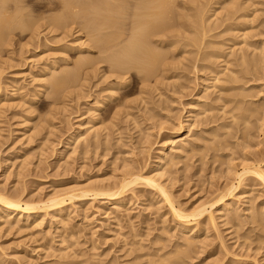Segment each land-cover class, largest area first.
<instances>
[{
  "label": "rangeland",
  "instance_id": "obj_1",
  "mask_svg": "<svg viewBox=\"0 0 264 264\" xmlns=\"http://www.w3.org/2000/svg\"><path fill=\"white\" fill-rule=\"evenodd\" d=\"M31 1L12 15H21L25 20L31 9L32 12L39 10L31 12V15L42 17L46 24L47 17V21H51L62 16L65 10L62 5H56L55 0H44V3L43 0ZM182 1L192 7V10L188 7L187 12H192V18L186 12L180 13L188 11L179 8L184 5ZM230 1L234 0H176L178 6L175 10L180 11L174 13L178 15L173 17V22L175 26L179 24L177 30L173 27L175 34L171 32L174 35L169 40H176V45L168 41L155 45L158 48H153L155 52L161 47L158 54L166 55L161 57L163 66H156L157 76L148 80L150 83L146 81V73L139 74L135 70L123 74L125 81L116 79L119 74L114 67L115 70L112 69L111 60L114 52L103 51V54L100 48L103 42L97 46L99 51L95 48L92 43H96L100 35H92V29L86 32V29L78 26L76 29L74 25L66 27L68 32L65 28L62 31L55 28L57 32L50 34V25L43 21L39 30L40 34L43 32L40 35L43 43L27 45L34 31L31 28L39 21L35 24L31 15L26 16L24 23L32 24V32L25 29L24 33L18 28L15 33L23 36H20L21 43L17 42L13 47L0 46V58L5 60H0V82L4 87L0 110L7 112L6 115L0 112V191L9 196L24 195L26 202L32 199L43 203L61 195L113 187L126 175L140 172L146 177H156L155 181L167 190L179 211L192 214L202 205L209 211L191 227L192 232L186 231L180 220L174 217L172 205L163 195L140 184L132 187L133 190L130 188L131 191L129 189L122 199L123 203L117 206L112 199H94L91 196L73 201L61 217L52 212L48 216L45 214L47 217L39 213L37 218L43 216L44 219L40 228L34 226L36 215L32 221L24 220L20 224L16 220L12 223V217L4 216V221L0 222V264H264V183L255 174H247L242 183L238 180L244 171L249 172L256 165L264 169V0H235L238 12L232 9L234 2L231 4ZM225 2L229 3H226L229 5L226 8L223 7ZM28 10L30 12L25 14ZM184 14L191 19L196 15L198 20H193L195 27L188 17H182ZM1 16L0 20L5 23L6 18ZM180 16L188 18V21L181 22ZM178 18L180 20L177 21ZM3 22L0 21V25ZM180 22L186 23L182 25L185 30L180 28ZM26 25L23 27H30ZM112 31L103 34L108 37L121 34L123 40L119 42L129 37L126 36L128 32ZM64 32L69 39L65 38ZM81 44L83 48L90 44L94 48L86 52L80 49ZM120 44L116 49L125 43ZM243 49L247 54L244 62L241 57ZM86 56H90L92 61H87ZM83 58L84 61L87 59V67L84 65L81 69H85L80 70L77 65L83 62ZM94 59L96 62L100 60L101 65ZM225 60L230 63L229 76L224 74V78L221 75L224 82L216 89L208 90V94L201 93L200 78L212 75L209 70L199 73V65L214 64L215 69L222 70L227 64ZM248 60H253L250 66H254L252 63L255 61L256 68L249 67ZM51 63L57 65L54 74L49 75L52 79L44 74ZM167 63L171 66L168 67ZM247 69L252 71L248 73ZM92 73L97 75L96 78ZM232 74L238 77L237 81ZM53 77L69 79L63 84L66 86L64 93L58 92L59 99L55 95V87L51 86L55 84ZM228 77L230 82H227ZM41 80L47 81V85ZM211 82L207 84L211 85ZM144 84L148 85L147 88ZM112 87L119 91L115 97H110ZM12 93L15 94L13 98ZM198 95L205 98L195 107L198 118L191 120L190 103ZM97 100L102 101L100 108H96L94 103ZM196 114L194 116L197 117ZM86 121H90L95 132L99 131L96 132L97 137L89 138L94 145L88 146L87 153L81 149V143L74 145L76 152H64L69 139L83 132L79 126ZM184 138H189L188 145L183 143ZM67 153H72L73 158L67 159ZM160 156H164L166 161L168 159L162 170L154 168ZM228 189L236 190L231 197L227 196L219 203L221 195ZM210 212L216 216L215 223L210 221ZM1 215L0 208V218ZM71 235H74V242H70ZM67 246L71 250L68 254L72 258L75 254V257L61 260Z\"/></svg>",
  "mask_w": 264,
  "mask_h": 264
},
{
  "label": "bare ground",
  "instance_id": "obj_2",
  "mask_svg": "<svg viewBox=\"0 0 264 264\" xmlns=\"http://www.w3.org/2000/svg\"><path fill=\"white\" fill-rule=\"evenodd\" d=\"M0 1H2L1 3H3V5L1 4L0 5V16L1 15H4V17L6 18V21H5V23L3 22V19H1L0 21L1 22H3V24H1L0 25V46H2V47H5V46H7V47H13L14 46V44H16L17 42L19 43H21V37H23V36H21V34L19 35H17L15 32L18 30V28L20 29V31H21V29H22V31H24V33H25V29H28V30H30V28L32 27V24L29 22L28 24L30 25V27H26V28H24L23 26H25L26 25V23H24L25 21H27V17L26 16H28L29 17V15H31V12H32V9H31V12L28 10L25 14H28V12H30L29 13V15H26L25 16V14H24V11H23V13L22 14H24V16H25V20H24V18H23V16L21 17V15H20V17L18 16V17H14L12 14H14V12H20L21 11V9L22 8H25L26 7V5H28L29 3L31 4L33 1H31V2H29V0H0ZM49 1V0H48ZM58 1V2H57ZM55 0V3H56V5L57 4H59V5H62L63 6V8H65V10H63L62 12H63V15L62 16H60L59 14V16L58 17H55L54 19H51V21H47V19H48V17H47V19H45L46 20V24L48 23V25H50V27L48 28V29H51V31L52 32H50V34H52V33H56L57 31L56 30H54L55 28L57 29V30H63V28H65V30L68 32V28H70L69 26H74V25H76V27L78 26L79 28H83V30L84 29H86L85 31L87 32V29H92L91 30V33H92V31H93V33H92V35L94 34V35H96V34H99V35H97V37L99 36V39H97V40H95V42L96 43H92L93 45H96V47L95 48H97V46H101L102 45V47H100V48H102L103 50H101L102 52L103 51H105V52H108V51H112V52H114V55H113V57H109L110 55H108V53H107V55H108V58L107 59H111L113 62V66H112V69H116V71H118V73L117 72H113V73H117V74H119L118 76H117V78L116 79H118L119 81H125V80H123V79H125V77H124V75L123 74H125V73H130L132 70L134 71H137L139 74L140 73H146L147 75H145V77L147 76V78H146V81H148V80H150V79H152V78H155V75L157 76V74L156 73H158V71L155 69L156 68V66L158 67V65L159 64H161V62H163L162 61V56H163V58H164V55H166V53H164V55H162V53H161V55L162 56H160V54H158V52H160V49H162L161 47H160V49L158 50V51H156L155 52V49H156V47L157 46H155V45H158V43H159V45L160 44H162V43H166V41H168V43H173V44H175L174 42L176 41H171V42H169V40H170V38H171V35H174L175 33L173 32V27L174 28H176V26L179 24V22L177 23V25L175 26V22H173L174 21V18L176 17L175 15H178V14H174V13H178L179 11H180V9L183 7L184 8V10H185V8L186 9H188V7H190V6H188L189 4H188V2H186V1H182L183 2V6H179V10L177 9V7H176V9H177V11L175 10V6H178V5H176L177 3H176V0ZM226 1V0H225ZM39 2H41V0L39 1ZM50 2H51V0H50ZM49 2V3H50ZM221 2H224V1H221ZM231 2V1H230ZM234 2V3H233ZM233 2H231V4L233 3V7H232V9L233 10H237L236 8H238L237 7V1L235 2V0L233 1ZM239 2V1H238ZM28 3V4H27ZM38 3V2H37ZM43 3H44V0H43ZM54 3V4H55ZM179 3V2H178ZM226 3H228V2H225V4L224 5H226ZM25 4V7L23 6ZM48 4V3H47ZM46 4V5H47ZM53 4V5H54ZM180 4V3H179ZM229 4V3H228ZM227 4V5H228ZM239 4V3H238ZM33 5H35V4H33ZM38 6H39V4H37ZM41 5H43V4H41ZM40 5V6H41ZM50 5V4H49ZM52 5V4H51ZM223 6L224 8H226V7H228V6ZM61 6V7H62ZM31 7V6H30ZM32 7H34V6H32ZM31 7V8H32ZM47 7V6H46ZM60 8V7H59ZM182 8V9H183ZM192 7H190V9H191ZM232 9H230V10H232ZM23 10V9H22ZM192 10V9H191ZM239 10V9H238ZM238 10H237V12H238ZM33 11H34V8H33ZM39 11V10H38ZM38 11H34V12H38ZM34 12H32V13H34ZM182 12H189V9H188V11H181L180 13H182ZM233 12V11H232ZM16 13V14H17ZM40 13V12H39ZM61 13V12H60ZM180 13H179V15H180ZM190 13H192L191 11H190ZM190 13H187L188 15H190V17L192 18L193 16H192V14H190ZM38 14V13H37ZM41 14V13H40ZM183 14V13H182ZM12 15V16H11ZM18 15V14H17ZM32 17H30V18H33V22L35 23V21H39V23L41 22H43L44 20H43V18L42 17H40V16H38V17H40V18H35L34 16H33V14L31 15ZM36 16V15H35ZM125 16V17H124ZM182 16V15H181ZM180 16V19L183 17H188L187 15H185L184 14V16H182L181 17ZM3 17V18H4ZM51 17V16H50ZM174 17V18H173ZM190 17H188L190 20V22H193V20H195V18H196V15H194V19H191ZM0 18H2V16L0 17ZM28 19L29 21L31 20V19ZM35 18V19H34ZM42 18V19H41ZM177 18V17H176ZM182 18V19H183ZM188 18L187 19H177V21L178 20H180L181 22L183 21H185V22H187L188 21ZM36 19H38V20H36ZM39 19H41V21L39 20ZM197 19V18H196ZM5 20V19H4ZM187 20V21H186ZM192 20V21H191ZM198 20V19H197ZM205 20V19H204ZM175 21H176V19H175ZM176 21V22H177ZM196 21V20H195ZM194 21V22H195ZM31 22H32V20H31ZM32 22V23H33ZM180 22V28H183L182 27V25H184L185 26V24H183V23H181ZM190 22H188V23H190ZM194 22H193V26H194ZM15 23H18L19 24V26H17ZM37 23V22H36ZM35 23V24H36ZM39 23H37L36 25H38ZM39 24L38 26H36L35 24H33V26L35 25L36 27H38L37 29L35 28V26L34 27H32L31 28V30H34L33 32L30 30V33L32 32L33 33V35H32V38H30V41L29 42H27V45H30V44H32V43H34V42H42L43 40L40 38V35L43 33H41L40 34V32H39V30L41 29L40 27L42 26V24ZM196 23V22H195ZM202 23H203V20H202ZM44 24H45V21H44ZM43 24V25H44ZM45 24V25H46ZM204 24V23H203ZM203 24H202V26H203ZM16 25V26H15ZM29 25H26V26H29ZM41 25V26H40ZM47 25V26H48ZM174 25V26H173ZM191 26H192V24H190ZM188 26V25H187ZM186 26V27H187ZM190 26V27H191ZM243 26V25H242ZM51 27H53V28H51ZM66 27H68V28H66ZM78 27L76 28V29H78ZM179 27V26H178ZM185 27V28H186ZM195 27V26H194ZM33 28H35V29H33ZM72 28V27H71ZM192 28V27H191ZM190 28V29H191ZM80 29V30H81ZM173 29V30H172ZM184 29V28H183ZM187 29V28H186ZM194 29V28H193ZM27 30V31H28ZM79 30V31H80ZM88 30V31H89ZM108 30H113L114 31V33L116 32V33H121L122 32V34L123 33H125V32H128L129 33V35H126V36H129L128 38L126 37V36H123V37H125V38H127V39H125L124 40V42L123 43H125L123 46H121V44H123L122 42H119V40L120 39H122V37H120L121 36V34H117L118 36L117 37H113V35L112 34H110V35H112L111 37H108V35L106 36H104V32L106 31V32H108ZM172 30V31H171ZM176 30H177V28H176ZM179 30V29H178ZM185 30V29H184ZM184 30H182V31H184ZM189 30V29H188ZM71 31H72V29L70 30V35H71ZM112 31V32H113ZM181 31V30H180ZM19 32V31H18ZM78 32V31H77ZM81 32V31H80ZM83 32V31H82ZM81 32V33H82ZM171 32H173L174 34H171ZM176 32V31H175ZM192 32V31H191ZM21 33H23V32H21ZM28 33V32H27ZM61 33V32H60ZM91 33H89V34H91ZM104 33V34H103ZM177 33V32H176ZM181 33V32H180ZM183 33H185V32H183ZM15 34L17 35V36H15ZM64 34H65V32H64ZM69 34V33H68ZM73 34V33H72ZM79 34V33H78ZM195 34V33H194ZM204 34H206V33H204ZM43 35V34H42ZM46 35V34H45ZM56 35V34H55ZM62 35V34H61ZM66 36H65V38H67V37H69V35L67 36V33L65 34ZM75 35H76V33H75ZM102 35V36H101ZM178 35V34H177ZM182 35V34H181ZM185 35H187L186 33H185ZM203 35V34H202ZM21 36V37H20ZM79 36H80V34H79ZM91 35H89L88 37H90ZM115 36V35H114ZM179 36H180V34H179ZM245 36H247V35H245ZM15 37H19V39L17 38H15ZM29 37V36H28ZM27 37V38H28ZM31 37V36H30ZM56 38H55V40H57V39H59V37H60V35L59 36H55ZM62 37V36H61ZM96 36H95V38H97ZM174 37H177V36H174ZM185 37V36H184ZM183 37V38H184ZM244 37V36H243ZM173 38V37H172ZM188 38V37H187ZM63 39V38H62ZM67 39H69V38H67ZM67 39H64L65 41L67 40ZM93 39V38H92ZM174 39V38H173ZM245 39V38H244ZM243 39V41L245 42V40ZM29 40V39H28ZM27 40V41H28ZM55 40H53V41H55ZM89 40H91V38L89 39ZM88 40V41H89ZM123 40V39H122ZM188 40H190V39H188ZM48 40H46V42H47ZM50 41V40H49ZM48 41V42H49ZM247 41V40H246ZM60 42V41H59ZM59 42H55L56 44L57 43H59ZM93 42V41H92ZM101 42H103V44L101 43ZM194 41H191L190 43H193ZM26 43V42H25ZM43 43V42H42ZM41 43V44H42ZM61 43V42H60ZM66 43V42H65ZM78 43V42H77ZM77 43H73V45L74 44H77ZM90 43V42H89ZM97 43H98V45H97ZM99 43H101V45H99ZM120 44V46L122 47V48H117L119 51H117V53H116V51H114L113 49H115V50H117L116 49V47H119L118 45ZM243 43V42H242ZM24 44V43H23ZM37 44V43H36ZM52 44V43H51ZM247 44V43H246ZM17 45V44H16ZM27 45H25V46H27ZM40 45V44H39ZM47 45V44H46ZM71 45V44H70ZM176 45V44H175ZM174 45V46H175ZM195 45H196V43H195ZM252 45V44H251ZM19 46V45H18ZM38 46V45H37ZM42 46V45H41ZM44 46H45V44H44ZM72 46V45H71ZM80 46V45H79ZM85 46V45H84ZM163 46V45H162ZM170 46V45H169ZM173 46V45H172ZM171 46V47H172ZM174 46H173V48H174ZM199 46V45H198ZM197 46V47H198ZM203 46V45H202ZM201 46V47H202ZM247 46H250V45H247ZM253 46V45H252ZM1 47V48H2ZM20 47V46H19ZM22 47H24V45L23 46H21V48ZM69 47V46H68ZM155 47V49H153ZM159 47V46H158ZM251 47V46H250ZM249 47V48H250ZM6 48V47H5ZM48 48V47H47ZM67 48V47H66ZM92 48H94V47H92V45L90 44V46H87V48L85 47V48H83V46H82V44H81V46H80V49H84L86 52H87V50L88 51H91V49ZM199 48V47H198ZM206 48V47H205ZM244 48V47H243ZM25 49V48H24ZM75 49V48H74ZM78 49V48H77ZM98 49V51H99V48H97ZM158 49V48H157ZM156 49V50H157ZM172 48H170V50H171ZM204 49V48H203ZM207 49V48H206ZM5 50V49H4ZM22 50V49H21ZM67 50V49H66ZM172 50H174V49H172ZM73 51V50H72ZM77 51V50H76ZM93 51V50H92ZM167 51V50H166ZM166 51H164V52H166ZM6 52V51H5ZM39 52V51H38ZM101 52V53H102ZM105 52H103V54L105 53ZM168 52V51H167ZM173 52V51H172ZM204 52V51H203ZM212 52V51H211ZM9 53V52H8ZM100 53V52H99ZM171 53V52H170ZM193 53V52H192ZM209 53V52H208ZM217 53V52H216ZM11 54V53H10ZM87 54V53H86ZM109 54H111V52L109 53ZM249 54V53H248ZM1 55H2V52H1ZM42 55V54H41ZM83 55V54H82ZM89 55H91V54H89ZM106 55V54H105ZM106 55V56H107ZM211 55V54H210ZM213 55H214V52H213ZM213 55H212V57H213ZM247 54H245V52H244V49L242 50V62H244L245 60H246V58H247V56H246ZM85 56V55H84ZM103 56V55H102ZM101 56V57H102ZM106 56H105V59H106ZM198 56V55H197ZM204 56H206V55H204ZM209 56V55H208ZM215 56V55H214ZM1 57V56H0ZM8 57V56H7ZM211 57V56H210ZM86 58L88 59H86L87 61H92L91 59L89 60V58H90V56L89 57H87L86 56ZM217 58V57H216ZM216 58H215V60H216ZM221 58V57H220ZM250 58V57H249ZM81 58H79L78 60H80ZM96 59V58H95ZM95 59H94V61H95ZM99 59V58H98ZM104 59V60H105ZM107 59L105 60V61H107ZM109 59V60H110ZM166 59H167V57H166ZM191 59V58H190ZM197 59H198V57H197ZM202 59H204V57L202 58ZM219 59V58H218ZM227 59V58H226ZM0 60H3V61H5L4 59H2V58H0ZM8 60V59H7ZM83 60V62H79L80 63V65H77V66H80L78 69H80V70H82V69H85V67L84 68H82L81 69V67L82 66H84L85 64H86V60L84 61V58L82 59ZM103 60V61H104ZM111 60L109 61V62H111ZM195 60V59H194ZM199 60H201V59H199ZM198 60V61H199ZM205 60H207V58L205 59ZM209 60V59H208ZM212 60H213V58H212ZM254 60H256L257 61V59H254ZM97 61V60H96ZM95 61V62H96ZM102 61V62H103ZM104 61V62H105ZM196 61V60H195ZM203 61V60H202ZM211 61V60H210ZM227 61V62H226ZM229 60H225V63H227L226 65H225V67H222V70L220 69H215V67H214V64H209V65H206V66H204V64H202V65H199V66H201L200 67V69H198L197 71L199 72V73H202L203 71H207V70H209V71H211L210 73H211V77L209 78H207L206 77V75H202V77L200 78L201 80H200V84H199V90L201 91V93L203 92V93H205V94H208V90H210V89H212V88H217V85L218 84H221L222 82H224V80H223V78L221 77V75L222 76H224V74H226V77L227 76H229V73L231 72V70H230V66H228V64H230L229 62H228ZM251 61V60H250ZM253 61V60H252ZM251 61V62H252ZM261 61V60H260ZM2 62V61H1ZM94 62V63H95ZM99 62V63H98ZM98 62H96L97 64H100V60L98 61ZM169 62V61H168ZM247 62H249V60L247 61ZM247 62H245V63H247ZM251 62H249L248 63V65L251 63ZM258 63H259V61H257ZM48 63V62H47ZM57 63V62H56ZM93 63V62H92ZM192 64H193V61L191 62ZM257 63V64H258ZM2 64V63H1ZM4 64H5V62H4ZM55 64V63H54ZM78 64V63H77ZM90 64V63H89ZM108 64V63H107ZM168 64V67L169 66H171V65H169V63H167ZM167 64H165L166 66H167ZM252 64H254V66H255V61H254V63H252ZM50 65V64H49ZM48 65V66H49ZM51 65H52V63H51ZM88 65V64H87ZM92 65H94V64H92ZM91 65V67H93ZM101 65V64H100ZM99 65V66H100ZM109 65H110V67H111V63H109ZM251 65V64H250ZM249 65V67H252V66H250ZM56 66L57 65H52L51 67H47L46 69H45V75H47V77H51V76H49V75H53L54 74V70H55V68H56ZM76 66V67H77ZM86 66V65H85ZM89 66V65H88ZM161 66H163V63L161 64ZM219 66V65H218ZM253 66V67H254ZM87 67V66H86ZM95 67H96V65H95ZM114 67V68H113ZM193 67H196V66H193ZM217 67V66H216ZM100 68V67H99ZM167 68V67H166ZM197 68H198V66H197ZM217 68H220V67H217ZM254 68H256V66L254 67ZM254 68H252V69H254ZM114 69V70H115ZM163 69H165V68H163ZM169 69V68H168ZM192 69V68H191ZM196 69V68H195ZM194 69V70H195ZM2 70V69H1ZM58 70V69H57ZM80 70H78V72L80 71ZM101 70H103V69H101ZM107 70H110V69H107ZM113 70V71H114ZM160 70V69H159ZM245 70V69H244ZM251 70V69H250ZM77 71V70H76ZM75 71V72H76ZM97 71H100V70H97ZM111 71V70H110ZM163 71V70H162ZM165 71H168V70H166L165 69ZM246 71V70H245ZM252 71V70H251ZM251 71H248V69H247V72L248 73H250ZM61 72H63V71H61ZM73 72V71H72ZM101 72V71H100ZM112 72V71H111ZM208 72V71H207ZM229 72V73H228ZM246 72V73H247ZM60 73V72H59ZM58 73V74H59ZM84 73V72H83ZM113 73H112V75H113ZM164 73V72H163ZM162 73V74H163ZM166 73H168V72H166ZM198 73V74H199ZM236 73V72H235ZM235 73H234V75H235ZM245 73V72H244ZM243 73V74H244ZM75 74V73H74ZM94 76H95V74H96V71H95V74L94 73H92ZM143 74H142V76H143ZM161 74V73H160ZM203 74V73H202ZM228 74V75H227ZM0 75H2V74H0ZM60 75H62V74H60ZM64 75H65V72H64ZM66 75H68V74H66ZM69 75H71V73L69 72ZM73 75V74H72ZM86 75V74H85ZM93 75H91V76H93ZM100 75V74H99ZM126 75V74H125ZM164 75H165V73H164ZM233 75V74H232ZM233 75V76H234ZM56 76H58V75H56ZM79 76V75H78ZM89 76V75H88ZM87 76V77H88ZM97 76V75H96ZM96 76H95V78H96ZM159 76V75H158ZM209 76V75H208ZM243 76H245V75H243ZM87 77H86V79H87ZM195 77V76H194ZM234 77H236V76H234ZM55 77H53V80L52 81H54L55 82V84L54 85H51V86H53V87H55V89L54 90H56L55 92H57V93H55V95H56V97H57V94H58V92L61 94V93H64L63 92V90L64 89H66V86H65V88H64V86H63V84L64 83H66L67 82V80H69V79H64L65 77H61V78H55ZM67 78V77H66ZM91 78H93V77H91ZM114 78V79H115ZM138 78V77H137ZM141 77H139V79H140ZM142 78H144V77H142ZM157 78V77H156ZM198 78V77H197ZM224 78H225V76H224ZM238 77H236V81L238 80L237 79ZM0 79H1V76H0ZM51 79H52V77H51ZM103 79H105L104 78V76H103ZM128 79V78H127ZM44 80V79H43ZM43 80H41L42 81V83H46V85H47V81L45 82V81H43ZM46 80H49V78L48 79H46ZM65 80H66V82H65ZM80 80V79H79ZM88 80V79H87ZM137 80V79H136ZM223 80V81H222ZM230 79H229V77H228V80H227V82L229 81ZM231 80L232 81H235V79H232L231 78ZM40 81V82H41ZM51 81V80H50ZM49 81V82H50ZM106 82L107 81H109V80H105ZM111 81V80H110ZM117 81V80H116ZM146 81H144L145 83H146ZM154 81H156V80H154ZM197 81V80H196ZM208 81H212L210 84L211 85H208L207 83H208ZM72 82H75V79H74V81H72ZM140 82H142V81H140ZM149 83H150V81H148ZM157 82V81H156ZM160 82V81H159ZM226 82V81H225ZM230 82V81H229ZM15 83H16V81H15ZM18 83V82H17ZM69 83H70V81H69ZM120 83V82H119ZM122 83V82H121ZM120 83V84H121ZM149 83H147V84H149ZM158 83V82H157ZM157 83H155V84H157ZM52 84V83H51ZM120 84H118V85H120ZM124 84V83H123ZM123 84H121V85H123ZM48 85H49V83H48ZM116 86H117V84H115ZM145 85V84H144ZM45 86V85H44ZM146 86V85H145ZM148 86V85H147ZM147 86H146V88H147ZM42 87H43V85H42ZM48 87V86H47ZM150 87V86H149ZM156 87V86H155ZM154 86H153V88H155ZM3 85H2V83L0 82V97L2 96V93H3ZM45 88V87H44ZM113 88V87H112ZM150 88H152V87H150ZM24 89V88H23ZM120 89V88H119ZM143 89H144V87H143ZM111 91L110 92H112L111 93V95H110V97H115L116 95H118L117 93L119 92H117V90H118V88L117 87H114L113 89H110ZM53 91V90H52ZM65 91V90H64ZM145 91V90H144ZM48 92V91H47ZM104 92H105V90H104ZM103 91H102V93H104ZM142 93H143V91H142ZM52 94V93H51ZM54 94V93H53ZM52 94V95H53ZM144 94V93H143ZM37 96V95H36ZM199 97L198 98H196V99H194V100H192V102L190 103V106L192 107V109H191V111H190V115H189V118H191V120H192V118H193V120L195 119V118H198V115L196 114V112H195V107H197L196 105L197 104H199V103H201L202 102V100H203V98H205V97H201L200 95H198ZM11 97L13 98V97H15V94L14 93H12V95H11ZM60 97V96H59ZM62 97V96H61ZM66 97V96H65ZM64 97V98H65ZM109 97V98H110ZM123 97V96H122ZM53 98V97H52ZM55 98V97H54ZM53 98V99H54ZM58 98V97H57ZM192 98V97H191ZM219 98V97H218ZM36 99V98H35ZM59 99V98H58ZM57 100V99H56ZM61 100H62V98H61ZM108 100V99H107ZM106 100V101H107ZM113 100V99H112ZM144 100V99H143ZM54 101V100H53ZM59 101V100H58ZM142 101V100H141ZM55 102H57V101H55ZM62 102H63V100H62ZM3 103V102H2ZM94 103H96V108H100L101 107V104H102V101H99V100H97L96 102H94ZM4 104V103H3ZM145 104V103H144ZM5 105V104H4ZM103 105V104H102ZM126 106H127V104H125ZM206 105V104H205ZM204 105V106H205ZM8 106V105H7ZM130 106V105H129ZM199 106V105H198ZM4 107H6V106H4ZM10 107H12V106H10ZM104 107V106H103ZM225 107H226V105H225ZM225 107H223V109L225 108ZM8 109H10V108H8ZM3 109L1 108V110H0V112L2 111ZM99 110V109H98ZM207 110L208 109H206V110H204V113H206L207 112ZM51 112V111H50ZM53 112H55V111H53ZM4 112L2 111V113H1V115L3 114ZM7 113V112H6ZM6 113H4L5 115H6ZM52 113V112H51ZM204 113H202L204 116L206 115V114H204ZM96 114V113H95ZM197 115V117L196 116H194V115ZM117 115V114H116ZM118 116V115H117ZM199 116H201V113L199 114ZM2 117V116H1ZM97 118H98V116H97ZM190 121V120H189ZM92 122V121H91ZM193 123H194V121H193ZM91 123H90V121L88 122V121H86V122H84L82 125H80L79 126V128H80V130L81 131H83V132H81V133H79V134H75L74 136H72L70 139H69V141H68V143L66 144V146H65V150H64V152L65 151H67V150H75L76 149V146L74 147V145H76L77 143H81V145L82 146H80L81 147V149H83V152H85V153H87V148H88V146L90 145V144H92V141H90L89 140V138L92 136H94L95 135V137H97L96 135H97V131L98 130H96V132L94 131V129H92L93 127L90 125ZM185 125V124H184ZM187 125V124H186ZM190 125V124H189ZM91 126V127H90ZM183 128H184V126H183ZM190 129V128H189ZM75 131H77V130H75ZM190 131V130H189ZM78 132V131H77ZM98 133H99V131H98ZM99 136V135H98ZM31 137V136H30ZM96 139V138H95ZM171 139V138H170ZM182 139V138H181ZM97 141V140H96ZM95 141V142H96ZM183 141V140H182ZM189 141V138L188 139H186L185 140V138H184V141H183V143H185V144H187L186 142H188ZM99 142V141H98ZM171 142V141H170ZM180 142V141H179ZM190 142V141H189ZM172 143V142H171ZM174 143V142H173ZM172 143V144H173ZM181 144V143H180ZM79 145V144H78ZM92 145H94V144H92ZM184 145V144H183ZM188 145V144H187ZM91 146V145H90ZM83 147V148H82ZM79 148V147H78ZM184 148V147H183ZM187 149V148H186ZM165 150V149H164ZM77 150H75V152H76ZM82 151V150H81ZM161 151H163V150H161ZM178 152V151H177ZM71 155H68V153H67V159H71V157H72V153H70ZM76 156V155H75ZM73 158V157H72ZM73 160V159H72ZM68 161V160H67ZM167 161H168V159H167ZM167 161H166V159H165V157L164 156H160V158L158 159V162H157V164H156V167H154V168H157V169H159V168H161V170L164 168V166L166 165V163H167ZM27 163V162H26ZM69 163V162H68ZM24 165V164H23ZM261 166V165H260ZM259 165H256V166H254L253 168H252V170L251 171H244L243 172V174H241L239 177H238V180L240 181V183H242L243 182V180H244V178H245V176L247 175V174H255V175H257V177L264 183V169L263 168H261ZM156 172V171H155ZM158 173V172H157ZM164 173V172H163ZM163 173H160V175L161 176H163L164 174ZM153 176V175H152ZM157 176V175H156ZM156 178V177H155ZM155 178L153 177H146V176H144L143 174H140V172L137 174V173H131V174H128V175H126L125 177H124V179L122 180V182H119V184L118 185H116V186H108V187H102V188H100V189H90V190H87V191H83V192H81L80 194L78 193V194H66V195H61V196H58V195H56V196H58V197H56V199L55 198H53L54 200H51V201H49V202H43V203H36V201L35 202H33V200L31 199V201L29 202V200L26 202L25 200L26 199H24L23 197H24V195H17L16 197L15 196H9V194L7 195V194H5V193H3V192H1L0 191V208H1V210H2V214L3 215H1V218H0V222H3L4 221V219H3V217L4 216H9V217H12L13 218V220H12V223H13V221L15 222V220H16V223H18V224H20V223H22V221H24V220H26L27 222H29L30 220L32 221V219H33V217H35V215H36V223L34 224V226H36V228L37 227H39L40 228V226H42L43 225V223H44V219H43V213H44V215L46 214L47 216L52 212L53 214L55 213L56 215H57V217H61V216H63V214H65L64 212H65V208H67L68 206H70L71 204H72V202L74 201V202H76L77 200H80V198H91V196H93L94 197V199H97V197H100V198H103V199H108V200H111L112 199V201L114 202V204L117 206V205H119L120 203H123L122 202V199L126 196V194L128 193V191H129V189L131 188L132 190H133V188L132 187H137V186H140V184H141V186L142 185H145V186H150L151 188H154V189H156L157 191H159L162 195H163V197L165 198V200L167 201V202H169L171 205H172V213H173V215H174V217L176 218V219H179L180 220V222L182 223V228H184V230L186 229V231L187 230H190L189 232H192V229H191V227H193V226H195V225H197L198 223H199V221H200V219L204 216V215H206V213H208V207L207 206H199L200 208L198 209L197 208V210H195V212L194 213H192V214H185V212H183V211H179L174 205H173V203H172V201H171V198H170V195H169V193L167 192V190L166 189H164L162 186H160L159 185V183H157L156 181H155ZM163 178V177H162ZM241 185V184H240ZM242 186V185H241ZM235 188V187H234ZM131 189H130V191H131ZM234 190H236V189H228L226 192H224L222 195H221V197H220V199L218 200V202L220 203V202H223L225 199H226V197L227 196H232L233 195V192H234ZM17 194V193H16ZM21 194V193H20ZM15 195V194H14ZM127 200V199H126ZM111 201V202H112ZM226 202V201H225ZM110 204V203H109ZM115 206V207H116ZM213 206H211V208H212ZM222 209H223V207H221ZM224 210V209H223ZM212 212H214V211H212ZM39 213H42V218L40 217V216H38V218H37V214L39 215ZM215 213V212H214ZM218 213H220V212H218ZM52 214V215H53ZM210 214V221H212V222H214L215 221V217L216 216H213V213H209ZM221 214V213H220ZM45 215V216H46ZM46 216V217H47ZM54 216V215H53ZM51 217V216H50ZM55 218V219H58V218ZM26 218V219H25ZM46 219V218H45ZM61 219H63V218H61ZM60 219V220H61ZM11 220V219H10ZM202 220V219H201ZM35 221V220H34ZM210 221H208L209 223H210ZM179 222V221H178ZM211 222V223H212ZM16 223L14 224V226L16 225ZM215 223V222H214ZM64 224V223H63ZM180 224V223H179ZM66 225V224H65ZM64 225V226H65ZM216 225V224H215ZM67 226V225H66ZM20 228V227H19ZM42 228V227H41ZM35 229V228H34ZM66 229V228H65ZM194 230V229H193ZM198 231V230H197ZM188 232V233H189ZM73 233V232H72ZM194 234V233H193ZM68 235V234H67ZM76 236V235H75ZM63 238V237H62ZM65 238V237H64ZM69 239H71V241L70 242H74V235L72 236H70V238ZM77 239H75V241H76ZM62 241H63V239H62ZM67 241V240H66ZM64 242V241H63ZM62 242V243H63ZM70 242H69V244H70ZM65 243V242H64ZM76 243V242H75ZM66 244V243H65ZM49 247H50V245H49ZM68 247V246H67ZM95 247V246H94ZM72 248V247H71ZM96 249V248H95ZM95 249H93V250H95ZM51 250V249H50ZM68 250H70L69 249V247H68V249H66L64 252H66L65 254H63L62 256H63V258H61V260L62 259H68L69 260V258L71 257V254L69 255L68 254ZM97 250V249H96ZM71 251V250H70ZM61 252V251H60ZM63 252V251H62ZM61 252V253H62ZM71 253V252H70ZM74 257H75V254H74ZM73 257V258H74ZM72 257H71V259H73ZM76 259V258H75ZM66 264V263H65ZM72 264V263H71ZM79 264H80V262H79Z\"/></svg>",
  "mask_w": 264,
  "mask_h": 264
}]
</instances>
